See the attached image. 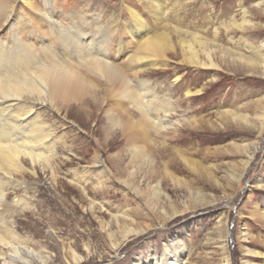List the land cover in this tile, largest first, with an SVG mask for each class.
Wrapping results in <instances>:
<instances>
[{"label": "rangeland", "instance_id": "rangeland-1", "mask_svg": "<svg viewBox=\"0 0 264 264\" xmlns=\"http://www.w3.org/2000/svg\"><path fill=\"white\" fill-rule=\"evenodd\" d=\"M12 1L16 10L0 22V47L13 53L25 38L39 44L40 35L25 23L37 20L36 13L24 0ZM33 2L52 5L60 17L78 14L87 3ZM161 3L163 10L138 0H91L86 23L96 33L113 11L128 20L126 6H133L149 33L169 34L177 52L169 53L167 67L143 75L160 97L172 100L168 130L151 124L149 139L129 142L100 111L88 119L76 109L66 114L34 104L33 117L51 130L45 142L56 143L55 151L47 161L23 157L24 169L14 176L26 185L8 192L13 212L7 218L26 245L50 255L48 264H168L170 256L181 264H264L256 253L264 252V0ZM242 5L252 24L231 25L243 23ZM48 26L47 43L60 36ZM195 31L212 41L216 65L184 60L182 42L193 40ZM115 39L127 54L138 45L127 30L119 31L108 46L112 57ZM201 59L209 60L203 52ZM188 88L201 91L187 96Z\"/></svg>", "mask_w": 264, "mask_h": 264}, {"label": "bare ground", "instance_id": "bare-ground-1", "mask_svg": "<svg viewBox=\"0 0 264 264\" xmlns=\"http://www.w3.org/2000/svg\"><path fill=\"white\" fill-rule=\"evenodd\" d=\"M24 1L38 16L37 20L25 23L39 33V40L36 39L39 44L25 38L22 48L13 53L0 47V259L4 264H48L50 255L26 245L12 220L7 218V213L13 212L7 204L8 192L26 185L14 176L24 169L23 157H27L31 163L47 161L55 151L56 143L45 142L51 130L42 123L39 115L33 117L37 111L34 104L44 106L47 103L66 114L76 109L88 119L98 117L100 111L108 117L113 127L119 126L129 142L138 139V136L148 138L151 124L159 127V132L166 131L173 126L166 123L168 115L175 109L172 100L160 97L157 89L151 87L143 75L167 67L169 53H176L177 47H174L167 32L149 33L145 18L133 6H126L130 15L128 20H119L120 17L113 11L106 26L101 28L98 25L96 33H90L86 13L91 0H86L80 12L73 13L72 17L57 16L52 5L41 8L34 0ZM138 1H145L148 8L164 9L161 0ZM241 8L243 23L234 21L231 25L241 27L252 24L247 17L248 8L245 5ZM15 10L12 0H2L0 22L9 19ZM48 24V29H54L56 33L59 30L60 33L59 38L54 37V43L45 42L48 30L43 27ZM231 25L224 26L229 29ZM124 29L138 45L133 53L127 54L122 42L115 39L117 49L115 57H112L108 53V46L112 45L114 36ZM202 34L195 31L193 40H184L182 53L188 64L206 68L216 63L210 50L212 41ZM215 41L217 43L218 40ZM248 46L252 49V45ZM71 49L74 55L70 56L68 51ZM202 52L208 61L201 59ZM232 52L240 59L246 58L238 50ZM180 78L178 75L174 81ZM200 91L188 88L186 95ZM28 130L32 131L31 134L27 133ZM44 146L50 149L43 151L41 147ZM98 155L95 163L101 162ZM146 158L148 162L152 161L149 156ZM189 162L196 164L192 159ZM165 168L168 170V167ZM260 183L264 186L262 180ZM156 189L160 190L158 185ZM256 253L264 259V252ZM170 257L168 264H181L176 256Z\"/></svg>", "mask_w": 264, "mask_h": 264}]
</instances>
